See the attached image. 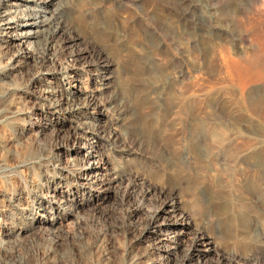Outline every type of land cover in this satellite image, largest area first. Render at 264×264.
Returning <instances> with one entry per match:
<instances>
[{"label": "rangeland", "instance_id": "rangeland-1", "mask_svg": "<svg viewBox=\"0 0 264 264\" xmlns=\"http://www.w3.org/2000/svg\"><path fill=\"white\" fill-rule=\"evenodd\" d=\"M9 3L0 0V264H264V200L247 202L248 237L224 238L204 178L169 144L187 132L157 127L164 106L188 96L196 110L241 113L264 142V0H54L34 36L22 35L25 3ZM5 19L15 29L3 32ZM105 65L111 81L98 93ZM198 132L211 155L224 131ZM170 200L190 224L160 243L147 220ZM207 238L212 247L194 244Z\"/></svg>", "mask_w": 264, "mask_h": 264}, {"label": "bare ground", "instance_id": "bare-ground-1", "mask_svg": "<svg viewBox=\"0 0 264 264\" xmlns=\"http://www.w3.org/2000/svg\"><path fill=\"white\" fill-rule=\"evenodd\" d=\"M35 1L36 0H8V2H10L8 6L11 8H19L21 4L25 3L24 12L27 15L23 27L30 31L22 33L24 36L38 35L40 31H42L41 29L47 28V26L49 27L47 15L54 13L50 11V7L53 5L54 0H46L42 4L43 7H40ZM32 3L36 4L32 5ZM14 24V20L5 19L1 24V30L3 32H8L15 29ZM64 32L62 27L57 26L52 36L63 37L65 35ZM45 56L46 54H43L41 58L35 59V62L41 65L43 60H45ZM86 58V55L78 54L74 57L73 61L79 63ZM100 59L103 60L104 64H107L109 61L107 56H101ZM104 67H107L104 69V73H107V76H104L103 79L98 82V93L107 89L111 81L112 67L106 65L103 66V68ZM93 99H95V97ZM173 103L175 106H172ZM173 103L170 102V106H167L168 109L164 106V110L161 112V121L157 125L160 136L167 129L174 132L176 126L181 127L180 130L184 129L187 132L188 138L184 140V145L181 143L176 144L172 142V139L169 142L172 148L176 149L180 154V156H178L179 163L182 165L184 171L190 172L195 169V172H197L200 177L204 178L203 182L200 184L204 183L206 185L210 200L215 204L212 218H215V222L225 230L223 234L224 238L233 237L236 234H242L248 237L250 234L249 217L253 209L248 206L247 202L264 200V142L259 140L261 135L258 128L247 127L242 123L243 116L241 113L228 111L224 106L218 110L212 111L196 110L194 108L195 100L188 96L181 99L175 98ZM184 103L186 106L179 107V105ZM175 108H177V110H175ZM167 116L169 119H173V122L169 121L170 125L168 124L165 127L164 124L168 119ZM205 127L211 129L212 132L217 130L224 131L214 139L211 155L203 154V146L200 143L201 140H197L198 131ZM147 129L149 131L153 130L150 121H147ZM73 135L76 136L77 132H73L72 136ZM72 136L71 138L74 137ZM190 160L193 162L190 163ZM190 164H194V166ZM196 201L197 204L194 207L195 215L204 217L206 214L204 205L206 204L199 198H197ZM187 220L188 215L182 210L181 201L170 200L164 203V209L162 211L148 216L147 227L149 230H153L156 233L160 243L167 241L168 239H162L164 237L167 238L171 234L174 236L173 239L179 242L180 236L182 237L184 234L182 226L190 224L189 221L186 222ZM190 221L192 222V219H190ZM194 244L197 246L198 244L211 246L213 242L211 239L207 238L198 241L195 240ZM159 246H161V244Z\"/></svg>", "mask_w": 264, "mask_h": 264}]
</instances>
